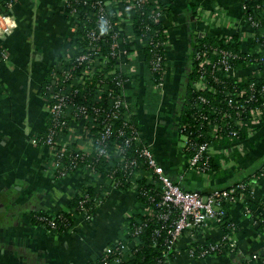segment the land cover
I'll use <instances>...</instances> for the list:
<instances>
[{"label": "crops", "instance_id": "1", "mask_svg": "<svg viewBox=\"0 0 264 264\" xmlns=\"http://www.w3.org/2000/svg\"><path fill=\"white\" fill-rule=\"evenodd\" d=\"M162 7V21L168 31L167 71L161 99L153 108L143 102L144 65L128 70L133 88L128 101L138 94L139 106L133 113L140 135L154 150L165 172L182 187L200 192L248 179L253 194L244 201L227 205V222H211L199 241L222 242L227 235L236 248L235 257L213 256L196 259L190 254L193 242L185 234L173 247L170 264H232L253 262L264 254V121L247 132L242 146L229 142L212 146L219 168L214 174L192 170L178 134V115L184 86L188 83L193 40L207 36L234 39L244 50L251 48L248 23L241 0H148ZM123 9L126 16L134 11ZM16 27L3 40L9 58L0 63V264H85L102 255L111 242L125 233L127 219L142 206L135 185L121 190L105 175L90 174L55 177L48 159L49 150L40 140L49 117L48 90L53 91L59 71L81 46L75 21L64 14L59 0H16L11 4ZM137 56L144 55L138 47ZM144 76V77H143ZM144 78V81H143ZM74 133L81 122H71ZM67 143L76 138L67 136ZM101 185L104 194L95 218H76V226L65 234L34 225L31 213L44 210L57 213L68 209L84 186ZM260 229V230H259Z\"/></svg>", "mask_w": 264, "mask_h": 264}, {"label": "trees", "instance_id": "2", "mask_svg": "<svg viewBox=\"0 0 264 264\" xmlns=\"http://www.w3.org/2000/svg\"><path fill=\"white\" fill-rule=\"evenodd\" d=\"M12 1L13 0H0V13H10ZM98 1L99 0H68L73 7L68 6L64 14L70 18L74 17L76 20H82L87 29L96 28L97 21L96 16L93 14L94 8L88 7L86 3ZM191 3L194 13L198 14V1L192 0ZM241 3H244L247 7V9L243 10L244 17L248 18V16H251L253 20L258 23V27L255 29V37L252 39L251 48L249 50H244L241 43L238 42L237 39L234 40L235 38L230 40L201 36L193 40L190 55V72L188 74L189 80L184 86V95L181 99V109L178 118L179 137L184 131L190 136V141L198 139L197 141L200 143L209 139L214 143L216 142L214 137L207 138L205 133L212 127V123L215 119H217L216 121H221V116L216 112L210 113L209 108L211 106L209 107L198 102L197 98L199 95L206 94V96L212 100L216 108L230 110L234 118L237 119L238 114L237 110L234 108V102L237 99L240 100V97H238L240 89L250 84H253L255 87H260L264 84V0H241ZM154 10L155 6L149 1H146L138 7L136 14L128 22L119 21L120 17L113 11H109L107 17L110 21L113 23L119 22L122 26L120 33H117L115 29L112 31L117 33L118 36L114 39L112 35H108L92 42L84 37L82 46H80L78 51L79 53L91 52L92 58L94 59L93 64L98 66V69L95 70L93 74L86 77L84 76V71L87 68V62L85 61L82 64L77 63V68H75L72 73L79 81H72V83L70 80L60 81V83L56 81V84H54L55 89H59L64 85L70 86L72 84L73 88L78 90L76 104H86L89 107L87 122L95 138H100L102 124L95 117L92 107L94 105L103 106L104 108L111 107L112 104L107 99L108 90L105 91L104 86L112 85L116 89L115 82L119 77H122L126 82L128 96H130L132 91L134 92L133 88L129 87L131 84L135 89L138 88V83L132 81V77H130L131 74L128 71L131 66L136 64L142 65V63L144 65L145 77H143L146 82L144 86L143 102L149 109L160 102L161 94L154 89V85L160 81L164 82L166 80L168 65L166 48L167 42L169 41V34L161 19L162 16H157L158 12ZM157 11H162L163 13L162 7H159ZM127 30L133 34L132 37L128 36L126 33ZM84 34V31H81L79 36H83ZM119 40H122L123 46L117 44ZM138 47H140L144 55V60L142 62L139 58L131 57L127 59V57H125L129 53L136 52ZM260 48L262 50L256 52ZM207 49L210 50L211 57H216L215 54H217L218 51H230L234 56L237 55V57L232 59V63L235 64L236 68L245 69L249 64H252L255 66V69L254 71L245 73L241 81H238L237 78L232 76H228L229 74L225 70H221L215 73L221 80L219 84L214 81L213 76L210 79L214 84V90L211 92L195 91L193 81L198 80L200 77L197 53ZM215 51L216 53H213ZM112 52L116 55L114 56ZM158 57L162 58V63L159 68H154L153 61ZM68 64L69 63L66 64V67L70 66ZM57 74L59 80L62 71H59ZM52 93L53 91L51 92L48 90L49 97H51ZM138 94L137 92V95L133 96L134 99L132 102L129 103V111L131 112L137 110L139 106ZM245 114L246 113L242 111V116ZM135 115L130 117V121L137 126ZM206 115L209 117L207 118ZM222 122L225 123L226 119H223ZM47 123H50V115ZM68 125L71 126V121L68 122ZM185 126L188 127L184 128ZM120 127L126 129V132H129L124 126V123L121 122L116 123L114 129L117 130ZM248 129V127H245L241 130V139L246 138ZM46 132L47 131L40 136L39 140L41 142V137L44 138ZM60 133L62 135L58 136L57 147L62 145L63 142L67 143L65 138L68 135V129L64 128L60 130ZM125 139L126 137L123 136L119 137L112 135V137L106 141V147L111 154V161H106L103 155L98 153L91 154L85 161L91 164V168L95 169V173L98 175L109 176V174H113L116 186L121 190L130 189V187H133L134 183L137 182L138 199L142 203V206L135 214L127 219L125 233L121 234L117 241L111 242L102 255L97 256L85 264H170L169 260H173L176 254L175 248L171 246V230L178 212L175 211L167 219L157 216L160 208L156 206V203L160 201L162 183L155 176H150V169L146 168V166L141 168V174L138 177H134V175L131 174L134 170L132 167H128L127 170H115L117 167L116 165L118 164L119 166L121 156L116 150V145L124 146L122 155H125L129 159H139L138 153L136 152V145L134 143L126 145ZM230 141V137L226 136L221 143L226 144ZM143 144L149 145L145 140H143ZM183 150L187 157L191 156L192 152L190 150L186 148H183ZM48 159L52 161L50 154H48ZM66 161H68V158ZM69 162H71V159H69ZM208 164H210L208 173H216L219 168L217 156L211 155ZM75 174L76 173L71 175ZM55 177L59 178L58 176ZM243 181L250 184L248 179H243ZM83 190L84 194H88V197H85L83 192H81L70 202L66 210L57 213H48L44 210L32 212V223L46 230H53L65 234L75 229L76 218L78 216H82L87 222H91L95 218L99 199L105 191L104 187L97 184H88L84 186ZM251 190L252 185L247 192ZM150 196L155 197V200H152ZM83 207H86L88 210H84ZM227 218L228 217H226V219ZM226 219L225 222H227ZM261 228H264V221ZM136 230H140L138 235L135 234ZM137 239L138 244L134 245ZM120 242L127 244L128 247L122 250ZM192 248L196 255H199L204 249L198 239L190 244L189 249ZM237 252L236 248L227 245L225 242L215 251L217 256H231L232 254L236 255ZM236 263L238 262L234 261L232 264ZM243 263L250 264L246 260H244ZM253 264H264V254H260V257L257 258Z\"/></svg>", "mask_w": 264, "mask_h": 264}, {"label": "built area", "instance_id": "3", "mask_svg": "<svg viewBox=\"0 0 264 264\" xmlns=\"http://www.w3.org/2000/svg\"><path fill=\"white\" fill-rule=\"evenodd\" d=\"M16 1L13 0L11 4ZM148 0H99L98 2H93L88 4V7L94 8V16H96L97 27L93 29H87L85 23L82 20H76L74 17L71 18L75 21L78 33L84 31V35L79 36L81 40L84 37L89 39L91 42L104 38L108 35H112L115 39L118 36V32L122 30L121 24L113 23L107 17L109 11H113L120 18L121 22H128L133 16H126L123 14V9L128 11H134L135 14L138 7ZM59 3L65 11L69 7H73L68 0H59ZM11 6V5H10ZM243 10L247 9L246 5L242 4ZM159 10V6H155L157 16H162V11ZM248 23V33L247 35L253 39L255 37V29L258 27V23L253 20L251 16L245 18ZM16 27V21L13 14L0 13V63L9 58V52L5 48L3 40L7 35L11 34ZM113 29L117 30L112 32ZM129 37L133 34L127 30L126 32ZM117 44L122 45V40H119ZM114 46V45H113ZM123 46V45H122ZM262 49H258L256 52H260ZM138 51L129 53L125 57L127 59L134 58L137 56ZM213 53H216L213 52ZM220 53V55H219ZM92 53H77L74 57L68 59L70 65L65 66L61 71L62 74L57 79L60 81H79L72 71L77 68V63L82 64L87 62V68L84 73L86 77L93 74L98 66L93 64L94 59L92 58ZM115 56L116 54L112 52ZM216 57H211L210 50H204L203 52L197 53L198 71L199 79L193 81V86L195 91L200 92H211L214 90V84L210 81L213 76L214 81L218 84L221 82L220 78L215 74L221 70H225L229 75L237 78L241 81L245 73L249 71H254L255 66L249 64L245 69L236 68L233 64L232 59L237 57L234 56L230 51H218L215 54ZM162 63V58L158 57L153 61V67L159 68ZM131 77V75H130ZM116 89L112 85L104 86V90H108L107 99L112 104L110 108H104L103 106H93L92 111L95 113V117L102 124V133L100 138H95L87 120V115L89 113V107L86 104L80 105L76 104V95L78 93L77 89L73 88V85L62 86L59 89H53V93L49 100V115L50 123H47V132L43 137H41L42 143L47 146L49 150L51 161V168L55 176L59 178L70 176L76 173L80 174H90L95 177L102 176L101 174H96L95 169L91 168V164L85 161L87 157L91 154L98 153L103 155L106 161H111V154L109 149L106 147V141L112 137V135L126 137L125 144L129 145L134 143L136 145V152L138 153L139 159L133 158L129 159L123 154L124 146L116 145V150L120 156L119 166L116 165V169L127 170L128 167L134 168L131 174L134 177H138L141 172V168L146 166L150 169V176H155L162 183V194L160 201L156 203L159 206V211L157 216L159 218L167 219L175 211L178 212L177 218L173 222V228L171 230L172 243L171 246L174 247L179 240L188 234L193 239L197 240L200 236H204L211 222H217L223 224L227 216V205L237 203L239 201H244L246 212H250L248 203L246 202V196L253 194L252 190L247 192L251 184H247L244 181L236 182L229 185L226 188H218L212 190L208 193H201L196 190L184 189L179 183L175 182L166 172L165 168L158 161V158L151 148L150 145L143 144V138L140 135L139 129L130 121V117L134 115L133 111H129V101L127 93V85L122 77L116 80ZM115 85V84H114ZM164 82L160 81L154 85V89L162 92ZM132 84L129 86L131 87ZM118 88V89H117ZM117 90V91H116ZM240 100L237 99L234 102V108L237 110L238 118L235 119L233 113L230 110L218 109L213 105L212 100L206 96V94H201L198 96L197 100L201 104L211 106L209 108L210 113H218L221 116V121H216L215 119L212 123V127L209 128L205 135L206 137H214L216 142H212L207 139L203 142H198V139L190 141V136L188 133L184 132L180 134L181 146L190 150L191 156L188 157L189 167L203 174H209L210 164L208 160L211 155L212 146L216 144H222L221 142L226 138L230 137V142L236 146H242L243 139H241V130L243 128H253L260 125L264 121V84L260 87H255L253 84L243 87L240 89L239 95ZM232 100V99H231ZM233 101V100H232ZM243 113H246L242 116ZM204 116V115H203ZM202 117V116H201ZM208 118L209 116L206 115ZM223 119L226 122L223 123ZM81 122L80 127L82 131L77 135L74 133V127L68 125V122ZM124 123V126L129 130L120 127L117 130L114 129L116 123ZM188 126H185L186 128ZM64 128L68 129V137L73 136L76 138V143L67 144L64 143L57 147L58 136H61L60 130ZM248 129V130H249ZM116 133V134H115ZM210 135V136H209ZM236 138V139H235ZM68 158V161H66ZM71 159V162H69ZM116 186L115 178L113 174L107 176ZM137 187V182L134 183ZM249 185V186H248ZM117 187V186H116ZM253 187V186H252ZM88 197V194H84ZM152 200L155 197L150 196ZM101 198L99 199V203ZM84 210H88L83 207ZM153 215H156L152 213ZM140 230H136L135 234L138 235ZM228 236L224 237L222 242H208L200 241L202 247L204 248L199 255H196L192 249L190 254L196 259L208 260L213 256H217L215 251L219 249L223 242L229 244ZM122 250L128 247L127 244L120 242ZM138 244V239L135 241L134 245ZM209 264H213L210 262ZM236 264H244L238 262Z\"/></svg>", "mask_w": 264, "mask_h": 264}, {"label": "water", "instance_id": "4", "mask_svg": "<svg viewBox=\"0 0 264 264\" xmlns=\"http://www.w3.org/2000/svg\"><path fill=\"white\" fill-rule=\"evenodd\" d=\"M231 256H232V257H235V254H232Z\"/></svg>", "mask_w": 264, "mask_h": 264}, {"label": "flooded vegetation", "instance_id": "5", "mask_svg": "<svg viewBox=\"0 0 264 264\" xmlns=\"http://www.w3.org/2000/svg\"><path fill=\"white\" fill-rule=\"evenodd\" d=\"M181 107L179 108V111H180Z\"/></svg>", "mask_w": 264, "mask_h": 264}, {"label": "rangeland", "instance_id": "6", "mask_svg": "<svg viewBox=\"0 0 264 264\" xmlns=\"http://www.w3.org/2000/svg\"><path fill=\"white\" fill-rule=\"evenodd\" d=\"M178 118H179V115H178ZM179 134V133H178Z\"/></svg>", "mask_w": 264, "mask_h": 264}]
</instances>
